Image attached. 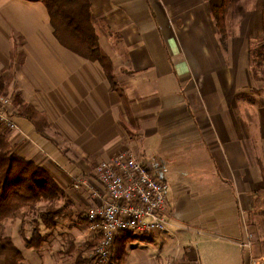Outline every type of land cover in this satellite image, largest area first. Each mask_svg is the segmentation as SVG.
<instances>
[{
  "label": "crops",
  "instance_id": "crops-1",
  "mask_svg": "<svg viewBox=\"0 0 264 264\" xmlns=\"http://www.w3.org/2000/svg\"><path fill=\"white\" fill-rule=\"evenodd\" d=\"M90 4L120 92L99 62L60 43L42 0H0V104L11 99L18 127L9 141L64 201L55 226H41L39 249L26 247L30 216L6 222L22 264H88L80 214L92 199L73 182L94 184L91 169L126 148L169 185L168 230L132 234L117 264H261L264 88L251 46L263 32L262 11H248L224 49L207 0ZM21 112L44 115L45 129Z\"/></svg>",
  "mask_w": 264,
  "mask_h": 264
},
{
  "label": "trees",
  "instance_id": "trees-1",
  "mask_svg": "<svg viewBox=\"0 0 264 264\" xmlns=\"http://www.w3.org/2000/svg\"><path fill=\"white\" fill-rule=\"evenodd\" d=\"M42 1L50 15L55 37L60 43L87 60L99 62L104 68L112 89L120 92L113 75L111 60L99 45L93 26L90 0ZM241 1L207 0L224 49L227 47L229 37V17L238 12L244 13ZM253 74L256 80L264 81V77L262 79L259 77L257 69L253 68ZM26 114L35 125L43 123L40 131L45 129L44 115L40 123L41 117L37 112ZM5 141L0 135V264H22L21 252L14 246L11 238L4 234V222L23 208L28 207L34 210L38 202L44 201L51 205L39 213V220L47 229H52L56 220L63 214L62 208L55 207L53 200L63 195V192L42 167L7 151ZM36 213L38 214V211ZM116 241L114 244L117 248ZM25 242L27 248L39 249L44 242L40 229L36 227L32 238L25 239ZM126 242L127 240H119L118 260L125 253ZM94 260V256L89 258L88 264H92ZM110 260V262L114 260L113 256Z\"/></svg>",
  "mask_w": 264,
  "mask_h": 264
},
{
  "label": "built area",
  "instance_id": "built-area-1",
  "mask_svg": "<svg viewBox=\"0 0 264 264\" xmlns=\"http://www.w3.org/2000/svg\"><path fill=\"white\" fill-rule=\"evenodd\" d=\"M4 106L0 104V108ZM5 117L0 109V120L4 121ZM95 173L104 193L95 191L93 197L100 205L87 214L94 235L100 238L91 255L95 258L92 264L109 262L115 240L122 232H167L170 187L158 177L149 162L125 151L99 164ZM260 263L264 264V256Z\"/></svg>",
  "mask_w": 264,
  "mask_h": 264
},
{
  "label": "rangeland",
  "instance_id": "rangeland-1",
  "mask_svg": "<svg viewBox=\"0 0 264 264\" xmlns=\"http://www.w3.org/2000/svg\"><path fill=\"white\" fill-rule=\"evenodd\" d=\"M241 5L244 7V13H242V12H238L237 14H234V15H232V16H230L229 17V20H228V27H229V32H232V33H234V34H236V28L237 27H240L241 25H243L244 23H243V21H244V17H245V15H246V13L248 12V11H251V10H254L255 8L256 9H258V10H260V11H262V13H263V32H262V34L260 35V37H258V39L255 41V40H253V42H252V48H251V53H252V59H251V67L252 68H254V70L255 69H257V71H258V75H259V77L262 79L263 77H264V0H242L241 1ZM260 5H261V7L263 8H261L260 7ZM260 82L262 83V85H263V88H264V81L263 80H260ZM261 86V85H260ZM17 100H19V99H17ZM10 103H11V99L10 98H2L1 99V105H5L3 108H0L1 109V111L3 112V113H5V120L4 121H1L0 120V135L6 140L5 142H6V150L7 151H10L11 153H14V154H16L17 155V153H16V147H14V141H12V143L9 141V139L11 138V133H12V131H14L15 132V130H17L18 129V127H17V124H16V122H15V120H14V116L13 115H10V113L8 112V107H9V105H10ZM21 114L22 115H24V116H26V117H28V115L25 113V112H21ZM29 114H31V113H29ZM42 120L43 119H39V121H40V123H42ZM39 123V124H40ZM132 123L135 125V122L133 121V119H132ZM11 124H13L15 127H12V125ZM43 124V123H42ZM134 130L133 128H128V130ZM129 130V133H131V131ZM127 147V146H126ZM127 149V151H128V148H126ZM133 150V149H132ZM131 150V151H132ZM122 152H125V150L123 149V151ZM122 152H120V153H122ZM133 153L135 152V150H133L132 151ZM134 155L137 157V158H140L138 155H136L135 153H134ZM111 159V158H110ZM141 159V158H140ZM108 160H105V161H103V162H107ZM102 163V162H101ZM101 163H99V164H101ZM98 164V165H99ZM97 168V167H96ZM96 168L95 167H93L92 169H91V171L88 173V175L89 174H91V175H89V177H88V175H87V177L88 178H90L91 180L94 178V184H93V182H90L89 180H87V178L85 177V178H75L74 179V182H73V187H74V189H75V191L77 192V193H80V191H82L83 189H88L89 191H90V194H91V199H92V202L90 203V205L87 207V208H85V209H82V211H81V219L82 220H84V222L85 223H87L88 224V232H87V237H86V241H85V244L83 245V248H84V250H85V252H87V257H91V255H92V251L95 249V247L97 246V244H98V242H99V240H100V238L99 237H97L96 235H94V233H93V230L91 229V226H92V224H91V222H90V219L88 218V212L89 211H91V209H93L94 207H96V206H99L100 204V202L98 201V200H96L93 196H94V194H95V191H97V192H99L100 194H103L104 193V190H103V188H102V186L99 184V182H98V179H97V176H96ZM92 176H93V178H92ZM87 180L89 183H86L84 180ZM161 180H163V179H161ZM83 182L84 183H86L87 184V186L86 185H84L83 184ZM77 184H80V186L78 187V188H76L75 187V185H77ZM63 200V195H59V196H57L53 201H54V206L55 207H57V208H62V205L64 204V201H62ZM51 204H48V203H46V202H44V201H42V202H38L37 204H36V206H35V209L34 210H31V209H29L28 207H26V208H23L22 210H20V211H18L15 215H13V216H11V217H9L5 222H4V231H5V229L7 228V223H9V221H14V219H19L21 216H22V214H21V212L23 211L24 213H23V216H25V215H27V216H30L29 218H31L30 220H29V223H31L32 224V226H33V229H35L36 227L37 228H39L40 229V231L42 232L43 231V229H42V225H43V223H41V221L39 220V213L42 211L43 212V210H45L46 208H48L49 206H50ZM62 210H63V208H62ZM38 211V214L36 213ZM68 211H69V209H68ZM25 220V219H24ZM8 221V222H7ZM7 222V223H6ZM24 222V221H23ZM45 227V226H44ZM46 228V227H45ZM258 228H259V231H261L262 233H264V224H261V225H258ZM29 229V228H28ZM126 233H131L130 235H125ZM132 234H135V235H137V234H139V233H137V232H122V233H120L118 236H117V240H118V242L116 243V245H117V248H118V243H119V240H124V241H128L129 239H130V236L132 235ZM124 235V236H123ZM89 236V237H88ZM129 238V239H128ZM133 238V237H132ZM68 241V240H67ZM66 242V241H65ZM127 243V242H126ZM43 244H44V242H43ZM66 244L68 245V243L66 242ZM43 246V245H42ZM41 246V247H42ZM40 247V248H41ZM64 247H65V245H64ZM66 248V247H65ZM68 248V247H67ZM117 248L114 246V250H117ZM69 249V248H68ZM89 260V259H88ZM111 260H109V262H110ZM117 261H119V260H117V258H115L114 259V262L113 263H115V264H117ZM108 262V263H109ZM112 262H110V264L112 263ZM107 263V264H108ZM112 263V264H113Z\"/></svg>",
  "mask_w": 264,
  "mask_h": 264
}]
</instances>
